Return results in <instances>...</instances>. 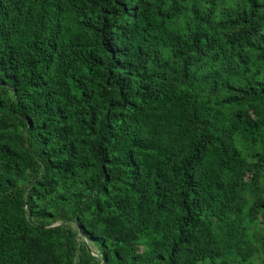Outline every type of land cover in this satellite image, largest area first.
Wrapping results in <instances>:
<instances>
[{"label":"trees","instance_id":"trees-1","mask_svg":"<svg viewBox=\"0 0 264 264\" xmlns=\"http://www.w3.org/2000/svg\"><path fill=\"white\" fill-rule=\"evenodd\" d=\"M0 264H264V0H0Z\"/></svg>","mask_w":264,"mask_h":264},{"label":"water","instance_id":"water-1","mask_svg":"<svg viewBox=\"0 0 264 264\" xmlns=\"http://www.w3.org/2000/svg\"><path fill=\"white\" fill-rule=\"evenodd\" d=\"M84 239H85V238H84ZM89 248L91 249V251H92L93 254H95V255H97V256L100 255V254H99V250H98V251H94V250L92 249V247L90 246V244H89Z\"/></svg>","mask_w":264,"mask_h":264},{"label":"rangeland","instance_id":"rangeland-1","mask_svg":"<svg viewBox=\"0 0 264 264\" xmlns=\"http://www.w3.org/2000/svg\"><path fill=\"white\" fill-rule=\"evenodd\" d=\"M90 246L92 247V249H93L94 251H98L97 247L94 246L93 244H90Z\"/></svg>","mask_w":264,"mask_h":264}]
</instances>
